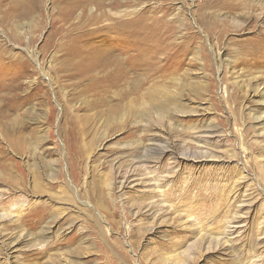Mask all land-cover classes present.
Masks as SVG:
<instances>
[{
    "label": "rangeland",
    "instance_id": "obj_1",
    "mask_svg": "<svg viewBox=\"0 0 264 264\" xmlns=\"http://www.w3.org/2000/svg\"><path fill=\"white\" fill-rule=\"evenodd\" d=\"M76 1L0 4V264H264L261 3Z\"/></svg>",
    "mask_w": 264,
    "mask_h": 264
},
{
    "label": "bare ground",
    "instance_id": "obj_2",
    "mask_svg": "<svg viewBox=\"0 0 264 264\" xmlns=\"http://www.w3.org/2000/svg\"><path fill=\"white\" fill-rule=\"evenodd\" d=\"M4 0H0V4L3 2ZM75 1V0H74ZM200 1H205V0H200ZM210 1V0H209ZM253 1H258V3H261L259 6H258V8L257 9H259V10H261L262 11V14H264V0H253ZM89 2V0H77L76 1V4H78V5H81V6H83L84 4H87ZM107 2H109V4H107L106 5V3ZM98 3L99 4H97L96 6H95V9H96V12H98V11H100V9H105L106 7H110L109 8V11H112L111 9H113V8H118V5H120L121 4V2L119 1V0H98ZM127 3H129V2H127ZM126 3V4H127ZM218 3L221 5V6H223L224 8H228V10L229 11H232V12H235L236 10H240V9H244V10H248V9H250V10H254V8L256 9V7L257 6H254V5H252V3H251V1H250V5H247L248 3H247V0H219L218 1ZM206 4V3H205ZM208 5H210V4H208ZM73 6H75V5H73ZM219 6V5H218ZM74 8V7H73ZM107 10V9H106ZM226 10V9H225ZM102 11V13H101V16H106V15H104L103 13H104V10H101ZM90 12L91 13H93L94 12V9H91L90 10ZM242 12V11H241ZM252 12V11H251ZM254 12V11H253ZM238 15H239V12H238ZM249 15V14H248ZM247 15V16H248ZM252 15V14H251ZM71 16V15H70ZM109 16V15H108ZM245 16V15H244ZM252 16H254V15H252ZM255 17V16H254ZM253 17V18H254ZM260 18V17H259ZM263 19H264V17H263ZM99 19H96L95 18V16H93V19H92V21H95V24H97V22L96 21H98ZM256 21V20H255ZM264 22V21H263ZM112 23V22H111ZM123 23V22H122ZM88 25H90V23L88 24ZM98 25V24H97ZM111 24H105L104 26V28L103 27H101V26H98V27H96L95 29H91V32L93 33L94 31H96V30H101V29H105V28H107L108 26H110ZM252 25V24H251ZM230 27H234V28H236V29H241L242 27H243V25H241L240 23H238V22H234V23H232V25H230ZM253 27V26H252ZM89 31H83V32H81V34H80V36H79V41H81V40H83V41H85V37H89V33H88ZM91 35V34H90ZM257 37H261L260 35L259 36H257ZM86 46H89V45H86ZM72 54L73 55H76L77 57H78V59L80 58V62L82 63L81 65L83 66L82 68V71L83 72H87V73H91V72H94V71H96L97 69H99L100 68V64L103 62V61H100V62H98V63H92L91 61H92V59L89 57V54H88V52H86L82 47H77V49L76 50H73L72 51ZM75 56V58H77ZM105 58H107V56L105 57ZM103 59H104V57H103ZM102 59V60H103ZM18 60V59H17ZM22 63H23V61H22ZM21 64V63H20ZM80 67V66H79ZM79 69H81V68H79ZM88 77V76H87ZM83 78V77H82ZM14 88V87H13ZM5 211V213L8 215L9 214V212H8V210L6 209V210H4ZM10 212H11V210H10ZM11 213H14V212H11ZM10 215V214H9Z\"/></svg>",
    "mask_w": 264,
    "mask_h": 264
}]
</instances>
